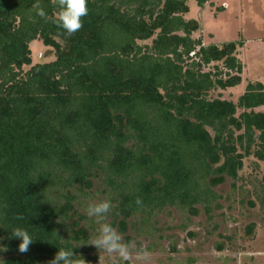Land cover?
I'll use <instances>...</instances> for the list:
<instances>
[{
    "label": "trees",
    "instance_id": "obj_1",
    "mask_svg": "<svg viewBox=\"0 0 264 264\" xmlns=\"http://www.w3.org/2000/svg\"><path fill=\"white\" fill-rule=\"evenodd\" d=\"M37 2L0 0V264H49L61 248L98 264V226L78 209L96 191L121 231L131 218L150 231L170 207L211 218L214 186L238 179L245 157L264 160V83L237 102L211 96L243 82L242 41L195 38L189 0H88L71 37ZM17 227L34 240L25 253Z\"/></svg>",
    "mask_w": 264,
    "mask_h": 264
},
{
    "label": "rangeland",
    "instance_id": "obj_2",
    "mask_svg": "<svg viewBox=\"0 0 264 264\" xmlns=\"http://www.w3.org/2000/svg\"><path fill=\"white\" fill-rule=\"evenodd\" d=\"M211 3L201 8L196 0H189L187 18L200 22L201 29L194 37H202L206 45L242 41L237 54L244 64L243 82L211 93L212 97L237 102L248 82L264 83V0H211ZM31 48L34 62L41 61L46 48L42 40L34 41ZM257 110L264 112V107ZM97 185L96 182L94 191L101 190ZM214 190L220 198L214 203L211 218L201 205L193 211L170 207L156 217L150 231H139L133 224L134 218L129 220L125 231L115 228L125 241H135L138 247L147 246L152 253L151 264H264V206H261L264 160L254 155L245 157L239 178L225 177ZM102 196L96 191L81 198L80 214L86 215L87 205L100 201ZM91 220L94 218L88 217L84 223L91 224ZM111 220L109 213L108 222ZM92 232L93 238L97 232ZM96 253L99 258L104 256L105 264H111L106 254L97 248ZM132 264L139 262L133 260Z\"/></svg>",
    "mask_w": 264,
    "mask_h": 264
},
{
    "label": "clouds",
    "instance_id": "obj_3",
    "mask_svg": "<svg viewBox=\"0 0 264 264\" xmlns=\"http://www.w3.org/2000/svg\"><path fill=\"white\" fill-rule=\"evenodd\" d=\"M50 3L56 9L54 15H49L39 0L33 5L36 15L46 23L51 22L57 28L62 29L68 37L82 29L83 18L89 14L88 0H50ZM135 204L142 206V198L137 197ZM113 207L109 199H102L87 205L86 215L94 218L95 223L99 225L97 234L89 244L94 245L100 252L111 258V264H132L133 260L139 264H151L152 253L147 246L138 247L135 241H125L117 229L108 222V215ZM17 218L24 219L23 216ZM12 235L20 238L19 251L21 253L27 252L34 241L29 232L21 227L15 228ZM49 264H85V261L81 257L77 258L73 250L61 248ZM99 264H105L104 256H100Z\"/></svg>",
    "mask_w": 264,
    "mask_h": 264
}]
</instances>
